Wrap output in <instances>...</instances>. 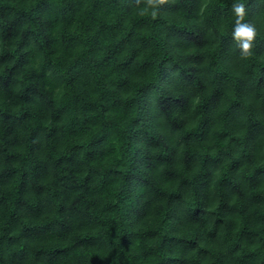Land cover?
I'll return each mask as SVG.
<instances>
[{
	"label": "trees",
	"instance_id": "obj_1",
	"mask_svg": "<svg viewBox=\"0 0 264 264\" xmlns=\"http://www.w3.org/2000/svg\"><path fill=\"white\" fill-rule=\"evenodd\" d=\"M0 0V264H264V0Z\"/></svg>",
	"mask_w": 264,
	"mask_h": 264
},
{
	"label": "clouds",
	"instance_id": "obj_2",
	"mask_svg": "<svg viewBox=\"0 0 264 264\" xmlns=\"http://www.w3.org/2000/svg\"><path fill=\"white\" fill-rule=\"evenodd\" d=\"M231 11L235 22L231 29V39L239 52L240 58H246L251 54L253 42L257 35L253 23L246 21V6L244 0H233Z\"/></svg>",
	"mask_w": 264,
	"mask_h": 264
}]
</instances>
